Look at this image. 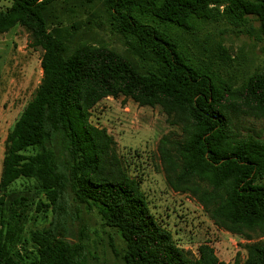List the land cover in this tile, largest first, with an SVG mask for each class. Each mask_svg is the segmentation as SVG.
Listing matches in <instances>:
<instances>
[{
    "label": "trees",
    "instance_id": "trees-1",
    "mask_svg": "<svg viewBox=\"0 0 264 264\" xmlns=\"http://www.w3.org/2000/svg\"><path fill=\"white\" fill-rule=\"evenodd\" d=\"M9 1L0 12V34L20 25L41 52L42 80L7 135L0 174L2 193L19 178L35 180L51 211L48 227L33 235L31 264L87 263L84 228L68 240L72 207L74 214L78 207L95 211L121 234L124 264H220L209 245L192 256L154 220L113 139L89 122V111L106 97L160 107L184 132L182 140L160 143L168 186L191 193L219 228L264 233V139L238 131L240 115L264 114V70L232 88L219 76L223 65L200 53L197 38L207 24L238 29L253 20L264 44V0ZM100 15L133 60L75 43L71 27L62 26L77 17L87 18L88 26ZM28 150L34 153L26 155ZM2 204L0 199V264H26L10 251ZM245 249L246 259L232 264H264V241Z\"/></svg>",
    "mask_w": 264,
    "mask_h": 264
},
{
    "label": "rangeland",
    "instance_id": "rangeland-1",
    "mask_svg": "<svg viewBox=\"0 0 264 264\" xmlns=\"http://www.w3.org/2000/svg\"><path fill=\"white\" fill-rule=\"evenodd\" d=\"M10 4L9 0H0V12L6 11ZM96 17L89 18L88 26L85 17L73 18L62 26L71 27L69 32L74 33L75 43L83 41L94 47H106L133 60L124 40L111 30L105 18ZM72 26H77V30ZM257 31L258 24L250 20L249 25L238 29L223 22L207 24L197 34L200 53L223 65L219 76L229 81L232 88L240 87L247 78L264 70V44ZM217 44L223 51L220 57ZM40 58L41 52L33 47L30 33L22 26L16 25L0 34V174L7 135L42 80ZM89 114V122L106 130L113 139L116 155L127 175L138 183L150 214L171 234L179 248L196 256V249L207 244L220 264H232L236 258L241 262L246 259V245L264 241V233L258 231L245 236L217 227L191 193L175 192L168 186L160 143L165 137L182 140L184 132L180 125L169 124L160 107L139 106L122 96L106 97ZM238 124L241 136L264 139V114L240 115ZM261 183L264 184V177ZM0 199L10 251L31 264L36 260L33 235L42 233L52 221L51 211L45 208L48 203L36 181L26 178L12 182L5 193L0 192ZM74 209L67 216L68 240L75 241L84 228L86 264H124L126 244L121 234L106 226L95 211L78 207L75 217Z\"/></svg>",
    "mask_w": 264,
    "mask_h": 264
}]
</instances>
